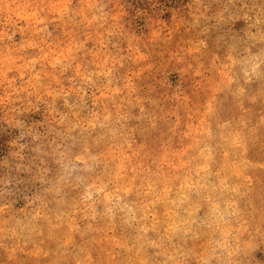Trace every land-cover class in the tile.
I'll use <instances>...</instances> for the list:
<instances>
[{"label":"rangeland","instance_id":"rangeland-1","mask_svg":"<svg viewBox=\"0 0 264 264\" xmlns=\"http://www.w3.org/2000/svg\"><path fill=\"white\" fill-rule=\"evenodd\" d=\"M0 264H264V0H0Z\"/></svg>","mask_w":264,"mask_h":264}]
</instances>
